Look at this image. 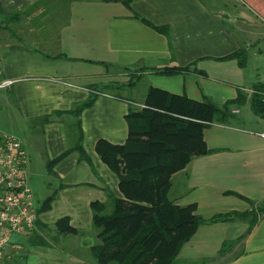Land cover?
<instances>
[{"label":"crops","instance_id":"1","mask_svg":"<svg viewBox=\"0 0 264 264\" xmlns=\"http://www.w3.org/2000/svg\"><path fill=\"white\" fill-rule=\"evenodd\" d=\"M5 1L20 10L35 0ZM212 2L215 6L209 0L73 1L55 40L44 41L53 52L17 40L0 44V81L12 80L6 90L29 133H35L45 164L78 142L87 155L82 159L71 150L48 171L58 180L50 208L39 213L32 231L13 236L23 247L0 264H98L92 253L96 239L90 203L105 201L106 189L121 193L117 175L100 159L95 143L101 138L123 143L128 111L147 105L150 88L218 104L236 97L239 89L249 96L259 81H249L245 64L224 56L238 49L248 53L264 38V0ZM165 66L186 69L170 74L153 70ZM105 86L121 87L124 94L101 89L82 109L79 131L70 110L88 98L92 87ZM242 106L231 107L229 122L204 128L210 151L172 174L168 196L174 203H194L195 213L204 218L264 205V117L249 119ZM45 115L50 119L44 121ZM246 120L253 127L241 124ZM21 142L29 175V153ZM63 216L77 232L47 229ZM250 219L200 224L175 260L264 264V211L246 232ZM41 236L45 244L35 242ZM226 240L231 242L222 249Z\"/></svg>","mask_w":264,"mask_h":264},{"label":"trees","instance_id":"2","mask_svg":"<svg viewBox=\"0 0 264 264\" xmlns=\"http://www.w3.org/2000/svg\"><path fill=\"white\" fill-rule=\"evenodd\" d=\"M4 1L0 0V33L6 32L7 39L24 42L23 35L37 36L36 29H41L31 26H40L35 21L36 14H48L44 29L56 20L60 22L61 28L68 21L71 3L81 0H35L20 10L6 6ZM114 1L128 3V0ZM49 13L55 16L52 18ZM57 13H60L61 18L56 16ZM59 28L44 30L37 44L55 40ZM6 40H0V44ZM246 55V50L238 49L224 58H236L239 65H244ZM184 69L186 67L179 66L153 68L158 73L168 74ZM91 89L88 98L70 110L76 117L79 131L82 109L90 106L103 91L96 87ZM146 99L147 105L128 111V135L123 143L114 144L103 138L95 143V151L100 159L117 175L121 193L118 196L106 189L105 201L94 200L90 203L96 239L92 253L98 264H173L183 244L200 224L251 218L247 232L256 222L257 213L264 211L262 205L257 211H230L204 218L195 213L194 203L179 205L168 196L172 174L183 169L192 157L210 151L203 137V130L208 124L229 122L232 118L231 107L246 102L256 115L264 117V82L256 83L249 96L239 89L236 97L222 104L207 98L191 99L184 94H173L159 88H150ZM42 118L44 121L49 120L50 115ZM71 150H78L80 158L87 159L82 144L78 142L47 160L48 171L53 172V165ZM56 192H52L37 206L38 215L50 208ZM45 226L60 233L78 231L69 224L68 216ZM35 242L46 243L42 236L36 237ZM230 242L224 241L222 249Z\"/></svg>","mask_w":264,"mask_h":264},{"label":"rangeland","instance_id":"3","mask_svg":"<svg viewBox=\"0 0 264 264\" xmlns=\"http://www.w3.org/2000/svg\"><path fill=\"white\" fill-rule=\"evenodd\" d=\"M209 2L212 6H215L212 0L211 1L209 0ZM5 5L7 6L11 4L6 3ZM216 6L218 8H221L220 5H216ZM61 11L63 12L64 9L62 8ZM49 15L50 17L52 16V18L53 16H55V15H51L50 13ZM56 16L61 18L60 13H57ZM47 18H48L47 13L46 15L43 16H41V14H36L35 21L38 22L40 26L37 27L36 24H32L31 26L33 28H41V29L40 30L36 29L35 34L37 36H33L32 34L30 35L25 34L23 35L24 36L23 39L24 42L36 45L40 48V50L51 53L53 52V48L51 46H44V43L42 45L37 44V39L38 37H40L41 33H43L44 30L48 29L49 27L59 28L60 26V22L56 20L53 21L52 23H49V25L47 26L48 28L46 27L44 29V24L46 22L48 23ZM47 23L45 24V26L47 25ZM21 31L22 30H19V33H22ZM7 38L8 37L6 32L0 33V40H4V39L6 40ZM255 44L258 45L255 46ZM255 44L251 48H249L250 50L248 51L245 58L246 76L249 79V81L252 80L255 81V83L257 81L264 82V38L259 39ZM100 89L103 90L105 89L106 91L112 92L114 94H120V95L124 94V91L123 89H121V87L105 86ZM241 108L242 111L246 112V114L249 116V119H251L252 117H256V118L258 117V115H256L252 111V109L250 108L247 102L245 103V106H242ZM241 124L248 127H253L252 120H246ZM73 127L74 126H72V128ZM28 128H29L28 123L25 122L21 116H19L16 110L15 104L13 103L12 100V95L6 90V88H0V132L13 134L16 137H20L21 140L24 142L25 147L29 153V159H30V164L28 166L29 175H27L28 183L29 186H31V191L34 196L35 205L40 206L43 200L48 195H50L55 188H57L58 180L54 179L48 173L47 164H45L44 162L42 153L41 151H37L36 148L37 143L35 140L37 139L34 138L37 137L34 135L35 133L33 132L32 134L31 132L29 133ZM173 264H186V263L184 262L182 263L179 260H175Z\"/></svg>","mask_w":264,"mask_h":264},{"label":"built area","instance_id":"4","mask_svg":"<svg viewBox=\"0 0 264 264\" xmlns=\"http://www.w3.org/2000/svg\"><path fill=\"white\" fill-rule=\"evenodd\" d=\"M11 83L12 80H1L0 88ZM27 160L21 140L13 134L0 132V259L20 252L23 245L13 236L32 231L38 218L27 182Z\"/></svg>","mask_w":264,"mask_h":264}]
</instances>
